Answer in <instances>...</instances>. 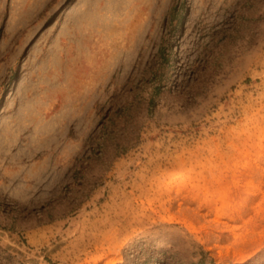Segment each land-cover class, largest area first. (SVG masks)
Masks as SVG:
<instances>
[{
    "label": "rangeland",
    "instance_id": "1",
    "mask_svg": "<svg viewBox=\"0 0 264 264\" xmlns=\"http://www.w3.org/2000/svg\"><path fill=\"white\" fill-rule=\"evenodd\" d=\"M88 3L0 0V264H264V0Z\"/></svg>",
    "mask_w": 264,
    "mask_h": 264
},
{
    "label": "bare ground",
    "instance_id": "2",
    "mask_svg": "<svg viewBox=\"0 0 264 264\" xmlns=\"http://www.w3.org/2000/svg\"><path fill=\"white\" fill-rule=\"evenodd\" d=\"M99 1V0H98ZM127 0H109L108 4L105 7L101 6V3H98L97 0H90L89 11L85 15L79 17L77 20L79 22L89 23L90 26H97L103 29L108 28L110 26H116V21L118 16L121 14L122 10H124L125 3ZM101 6V7H100ZM109 13V15L113 18L112 22L106 21L104 16ZM135 25V21H131V27ZM133 48L137 47V43L132 44ZM27 131L26 127L18 128L16 132H11L10 130H5L1 133V135L5 137V144H13L16 143L17 140L22 138V135Z\"/></svg>",
    "mask_w": 264,
    "mask_h": 264
}]
</instances>
